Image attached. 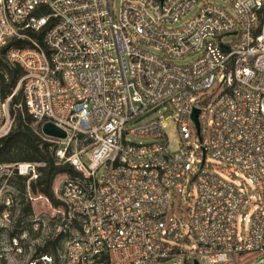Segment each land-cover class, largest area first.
<instances>
[{
  "label": "built area",
  "instance_id": "built-area-1",
  "mask_svg": "<svg viewBox=\"0 0 264 264\" xmlns=\"http://www.w3.org/2000/svg\"><path fill=\"white\" fill-rule=\"evenodd\" d=\"M116 3L0 0V48L23 71L0 92V137L20 89L56 159L81 174L56 193L54 234L68 233L56 255L31 250L25 229L8 249L23 264H264V0ZM13 167L36 177L35 164Z\"/></svg>",
  "mask_w": 264,
  "mask_h": 264
},
{
  "label": "trees",
  "instance_id": "trees-1",
  "mask_svg": "<svg viewBox=\"0 0 264 264\" xmlns=\"http://www.w3.org/2000/svg\"><path fill=\"white\" fill-rule=\"evenodd\" d=\"M17 45L23 46L24 44L18 43ZM6 50L7 47L0 48V92L2 98H6L14 91L23 74L21 67L12 64L7 59ZM10 112L14 118L13 125L5 136L0 137V166H7L4 173L0 172V190L8 187L14 192L12 195L11 191H7L12 198L10 210L14 218V228L8 232L7 243L11 236H17L21 229H25L29 239L40 238L41 244L36 247L38 252L50 253L55 256L68 233L60 232L55 235V232H51L55 230L52 227L50 235L48 233L43 236L40 221L38 229L32 230L30 219L33 215L30 204L27 202L21 206L17 215L14 205H18V202L24 204L25 196L29 192L42 195L52 206L60 207L62 203L53 189L55 178L58 175H65L74 179L81 177V174L69 163L59 162L56 159L54 144L40 133L37 125H32L33 120L24 107L20 89L11 97ZM19 163L35 164L36 177L29 180L27 176L19 175L15 169H11L12 166ZM1 210L2 204H0ZM55 219L59 220L60 225L65 224L64 221L60 223L61 217H52L53 221ZM0 264H8L2 255H0Z\"/></svg>",
  "mask_w": 264,
  "mask_h": 264
},
{
  "label": "rangeland",
  "instance_id": "rangeland-1",
  "mask_svg": "<svg viewBox=\"0 0 264 264\" xmlns=\"http://www.w3.org/2000/svg\"><path fill=\"white\" fill-rule=\"evenodd\" d=\"M120 1L122 0H117V5L120 3ZM163 129L166 133L167 136V150L170 153H177L179 152V141H180V137L177 131V128L175 126V123L173 122L172 119L170 118H166L163 123H162ZM136 141H140V140H136ZM77 148V145L76 147ZM78 149V148H77ZM83 152H81L82 157H86V153L88 152L87 148H84L82 150ZM14 167L12 166L11 169H13ZM5 168H1L2 173H4ZM67 178V176L65 175H58L54 182H53V189L54 192L57 193V191H59L61 184L63 183V181ZM3 192L7 191H11L12 195L14 194L13 190L7 188H3ZM7 190V191H6ZM251 195H255L253 192H251ZM26 200H24V204H21L20 202H18V205H14L16 206L15 208V213L16 215L18 214L17 212L18 209L21 206H24L27 202L30 204L31 209H32V217H39L41 219V225H42V230L41 233L43 236H46L53 228L56 229V227H58L59 225V220L55 219V221L52 220V217L57 215V212L55 209H57L58 207H54L51 205V203L42 195L39 194H34V193H29L27 192L26 194ZM253 205V204H252ZM176 208V205L174 206ZM184 207V205L182 206ZM252 208L250 209L249 212L252 211ZM59 209V208H58ZM61 210V209H60ZM174 213L175 215H178V211L176 209H174ZM182 213H184V211H182ZM53 223V224H50ZM245 226H246V222H244ZM72 228H69L68 232H71ZM8 232H9V227L6 226L3 223V221L0 219V255H2L6 260L8 264H23V259H18L16 256H14L11 251L8 249V243H7V239H8ZM51 232H56L51 231ZM50 235V233H49ZM41 244V240L40 238H37L35 240H32L30 242L31 245V250H33V247H37V245ZM260 259H262L264 261V257L259 258L256 261H259Z\"/></svg>",
  "mask_w": 264,
  "mask_h": 264
},
{
  "label": "water",
  "instance_id": "water-1",
  "mask_svg": "<svg viewBox=\"0 0 264 264\" xmlns=\"http://www.w3.org/2000/svg\"><path fill=\"white\" fill-rule=\"evenodd\" d=\"M196 114H197V110L194 109L193 112L191 113V118L197 125ZM41 132L48 137H53L58 139H63L66 137V133L60 128L53 125L52 123H45L44 125H42ZM195 264L197 263L195 262Z\"/></svg>",
  "mask_w": 264,
  "mask_h": 264
}]
</instances>
